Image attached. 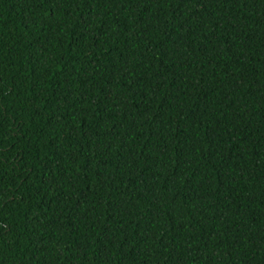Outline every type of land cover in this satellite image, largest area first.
<instances>
[{"label": "trees", "instance_id": "16d2710c", "mask_svg": "<svg viewBox=\"0 0 264 264\" xmlns=\"http://www.w3.org/2000/svg\"><path fill=\"white\" fill-rule=\"evenodd\" d=\"M0 264H264V0H0Z\"/></svg>", "mask_w": 264, "mask_h": 264}]
</instances>
